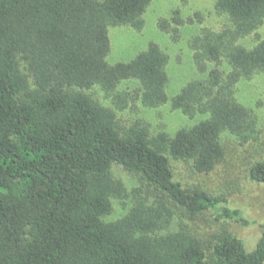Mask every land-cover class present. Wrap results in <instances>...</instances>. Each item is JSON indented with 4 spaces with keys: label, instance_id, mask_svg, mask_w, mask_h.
I'll return each instance as SVG.
<instances>
[{
    "label": "trees",
    "instance_id": "trees-1",
    "mask_svg": "<svg viewBox=\"0 0 264 264\" xmlns=\"http://www.w3.org/2000/svg\"><path fill=\"white\" fill-rule=\"evenodd\" d=\"M153 0H0V264H264V223L256 247L230 234L208 245L189 229H173L213 213L217 221L248 226L230 200L176 178L171 160L210 173L223 161L224 133L242 144L257 139L254 113L235 97L237 84L264 72V35L241 40L264 25V0H216L232 26L203 30L191 43L204 78L173 97L169 58L155 43L129 62L111 64L110 27H144ZM179 28L203 23L200 13L172 17ZM160 28L167 30L166 21ZM211 66V67H210ZM140 85L146 108L206 118L174 134L152 132L136 120L124 125L114 109L85 90L99 87L124 111L132 98L124 81ZM114 165L143 178L129 192ZM264 185V161L249 169ZM131 199L113 222L111 199Z\"/></svg>",
    "mask_w": 264,
    "mask_h": 264
},
{
    "label": "rangeland",
    "instance_id": "rangeland-1",
    "mask_svg": "<svg viewBox=\"0 0 264 264\" xmlns=\"http://www.w3.org/2000/svg\"><path fill=\"white\" fill-rule=\"evenodd\" d=\"M216 0H153L144 14V27L137 31L129 26L110 27L111 52L108 61L111 64L129 62L139 53L145 51L149 44H157L169 61L167 73L169 97L175 96L189 82L204 78L194 62L192 40L203 30L220 32L230 28L232 23L226 15L217 13ZM178 11L182 19L200 13L203 23L187 24L175 33L176 25L172 22L174 13ZM166 21L169 28L163 30L160 24ZM264 35V25L256 34L240 41L247 48L257 44L258 37ZM211 67V66H210ZM137 81H124L117 89L119 93H128L132 98L124 111L115 108L112 98L99 87L85 90L87 94L101 104L116 111L119 120L128 125L136 120L147 123L152 132L159 130L174 134L181 128L194 126L206 118L197 115L190 118L181 111L173 110L170 104L158 108H146L136 100L139 90ZM235 97L239 103L250 109L257 118V139L246 144L239 142L233 135L224 133L222 144L225 148L223 161L210 173H197L191 163L171 160L176 178L186 188H201L215 195H223L230 200V206L242 211L248 226L230 221H217L213 213H205L194 220H189L178 213L173 229H189L200 237L206 245L219 233H227L241 239L247 251H252L260 239L261 227L264 223V185L254 182L249 175L250 167L264 161V72L250 79L241 80L235 89ZM135 99V100H134ZM112 175L121 181L131 192L136 187H144L143 178L114 165ZM112 213L105 217V222H113L125 216L132 206L131 199H111Z\"/></svg>",
    "mask_w": 264,
    "mask_h": 264
}]
</instances>
